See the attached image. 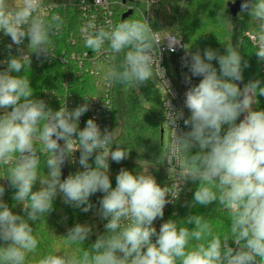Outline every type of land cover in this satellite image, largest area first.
<instances>
[{"label":"clouds","instance_id":"1","mask_svg":"<svg viewBox=\"0 0 264 264\" xmlns=\"http://www.w3.org/2000/svg\"><path fill=\"white\" fill-rule=\"evenodd\" d=\"M81 4L89 7L83 0ZM50 7L54 6H45L44 0H0V33L11 38L7 48L15 45L19 53L9 51L8 58L0 61L6 65L0 70V166H6L0 180L14 190L10 207L3 199L6 188L0 184V264H26L28 254L38 247L34 225L54 210L58 196L87 213L94 207L90 197L97 192L103 193L96 214L106 221L104 232L97 233L86 249L50 252L38 264H264V110L253 107L256 97L264 96V86L259 79L239 86L249 66L244 55L231 43L224 45L223 54L206 48L203 55L188 52L183 45V63L191 73L185 75L190 86L183 107L190 114L185 118L183 109L170 101L164 113L171 136L162 159L168 177L175 174V191L168 183H158L149 171L125 168L116 175L113 187L109 161L120 163L129 156L120 145L113 147L114 130L102 131L92 118L81 128L88 99L75 109L64 105L53 110L34 95L30 80L21 75L33 53L55 58L52 37L61 33L65 21L58 14H46ZM241 13L256 25L251 43L262 62L264 0H242ZM224 14L220 8L216 20L222 21ZM141 16L116 23L108 20L106 27L97 26L92 16L80 28L84 46L92 52H106L113 61L123 56L107 70L110 87H139L152 78L154 69L169 86L160 66V38ZM168 40L171 50L180 45V39ZM192 77L201 79L192 84ZM180 120L187 131L179 129ZM77 151L81 170L62 179V167L76 163ZM189 183L194 185L191 201H185L189 214L169 218L157 230L154 221L163 220L166 205L174 204ZM214 204L230 216L223 236L203 213L192 211ZM17 205L20 213L13 211ZM92 232L91 226L76 223L64 238L68 244L85 245Z\"/></svg>","mask_w":264,"mask_h":264},{"label":"trees","instance_id":"2","mask_svg":"<svg viewBox=\"0 0 264 264\" xmlns=\"http://www.w3.org/2000/svg\"><path fill=\"white\" fill-rule=\"evenodd\" d=\"M108 1L113 5L115 23L122 20V15L127 12L128 7L132 9L133 14L127 19H142L134 10L140 6L139 4L130 0L125 5H120L122 0ZM241 2L242 0H235V3L232 0H189L187 10L183 13L180 11L182 0H161L160 7L169 8L172 21L177 26L182 41L190 52L200 51L203 55L206 48H212L223 54L224 45L231 43L241 55H244V59L248 61L249 65L243 70L244 79L243 82H239V86L243 88L244 84L257 79L264 86V76L260 70L259 60L254 54L255 49L248 37L256 31V25L246 14L241 13ZM220 8L225 10L222 21L216 20L217 11ZM61 17L65 23L61 33L52 37V44L61 43L66 48L72 49L69 42L75 39L76 47L74 49L77 52H87L93 56L95 53L84 46V37L80 32V28L85 24L81 11L75 7L67 6L65 9H61ZM0 36L6 38L3 33H0ZM6 56L8 57L9 53ZM122 59L123 56L120 55L113 61L108 54V58L99 59L95 63V67L87 64L86 67L95 69L99 74L83 73L82 76L75 77L72 81L75 86L73 97L75 96L77 101H83L84 98H107L112 104L113 147L120 145L129 151L127 159L120 163L112 161L110 179L113 187L116 183L115 177L121 168L133 172L149 171L163 186L166 184V179L162 168L161 130L164 123L162 99L158 89L150 80L139 87L119 84L110 87L106 80L107 70L113 63L118 64ZM212 63L219 68L216 61ZM21 75L30 80L34 95L37 98L45 100L53 110H59L61 104L58 95L48 97L46 94L48 91L59 89L61 67L58 63L38 67L31 60V64L26 66ZM59 94L61 95L60 91ZM141 96L152 103L155 108L145 106L141 101ZM256 107L264 110V96L256 97ZM84 126L80 127L83 128ZM44 159L43 157L40 162L41 173L44 171ZM93 159H90V163L93 162ZM65 164L67 175L75 172L70 162ZM5 171L6 166L0 167V177L5 174ZM46 171L47 169H45ZM0 184H4L6 188L3 199L11 207L14 203L12 200L14 190L5 184V180H0ZM185 191V197L178 201L175 207L176 220L189 214L190 210L185 206V201H191L194 185L189 183L185 186ZM96 194L103 196V193L100 192ZM90 202L94 203L91 200ZM13 211L20 213V206L17 205ZM192 211L203 213L210 219L214 230L221 236L228 232L230 216L218 204L210 205L207 209L197 206ZM76 223L89 225L93 229L92 235L85 241V245L68 244L64 238L67 229ZM105 223L104 220L99 221L94 214L85 213L81 208L66 205L58 196L54 200V210L34 225L38 247L35 252L28 254L26 264H38L39 259L50 252H75L78 248H88L95 241L96 234L104 232Z\"/></svg>","mask_w":264,"mask_h":264},{"label":"built area","instance_id":"3","mask_svg":"<svg viewBox=\"0 0 264 264\" xmlns=\"http://www.w3.org/2000/svg\"><path fill=\"white\" fill-rule=\"evenodd\" d=\"M105 2L107 4V7H105ZM161 0H155L154 3H152V0H142V6L135 8L134 10L137 11V13L140 15L141 13L144 14V16L147 18L148 22L151 24L154 31H157L153 24V11L156 7H160ZM45 6L53 5L54 7L47 8L46 14H58L61 16V9H65L67 6L69 7H75L81 11V14L83 16V19L85 20V23L87 22V18H91L92 16H95V23L97 26H107V21L111 20L114 22V11L112 9L113 5L108 0H102L100 4H96V0H83V3L89 7H85L81 4V0H44ZM120 5H124L122 2ZM127 10H132L128 7ZM111 13L109 15L108 13ZM115 23V22H114ZM62 31V30H61ZM157 34L160 38V66L165 70V79L169 82V86L167 87L164 81L159 78V76L156 74L155 69L153 70V74L156 78V80L162 85L164 92H165V98L162 99V106L164 109V113H166L167 109L165 108V105L170 101L174 108L176 109H183L185 113V118L190 114L186 108L183 107V101L185 99V92L187 88L190 86L185 83V75H191L189 72V69L184 66L183 58L186 55V46L183 47L184 42L182 41L181 36L175 31L171 34H165V33H159L157 31ZM59 35V34H58ZM251 35L248 37L251 41ZM169 37H174L175 39H180V45H174V50L169 49ZM11 43V38L6 37L5 39L0 36V61L6 60L8 57L6 56L9 51H11V54L18 55L16 51V46L13 45V48L9 50L7 48V45ZM26 44V41H25ZM70 48H66L61 43L58 44H52L51 47L54 49L53 55L55 58H46L44 56L37 57L36 54H32L31 60L37 64L38 67H42L45 65H52V64H59L61 67V81L59 83V89L52 90L51 92H46L48 97H53L55 95H58V98L60 100L61 106L66 105L70 110L75 109L77 106L84 104L85 100L83 101H77L75 100V86L73 84V79L75 77H80L84 74H99L98 71H95L93 68L86 67L87 64H90V66L95 67V63L101 59V58H108V54L106 52H102L100 54L95 53L93 56H90L87 52H77L74 47H76V41L75 39H72L70 42ZM26 51V49H25ZM188 52H190L187 49ZM92 63V65H91ZM260 70L261 73L264 76V61H259ZM169 67H172L176 71V78L169 72ZM6 68V65L3 63H0V70H4ZM200 77H192V84H198ZM59 91L61 92V95L59 94ZM87 99V98H86ZM87 103L89 104V111H87L84 115L80 118V126H84L86 124V121L90 118L95 119L96 123L99 125L101 130L107 129L111 131L112 129V118H113V107L109 99H100L98 97L88 99ZM104 103L106 105H109L111 107V110L106 108ZM179 129L181 131H187L188 129L183 124V120L178 121ZM164 134L165 131L168 133V144L170 141L171 136V128L168 124V122L165 120L164 115V123L163 128ZM164 138V137H163ZM62 143V141H61ZM163 145V144H162ZM168 148V145H167ZM167 148L165 152L167 151ZM164 152V153H165ZM163 153V154H164ZM79 152L77 151L74 153V159L76 163L70 162L71 166L73 167L74 171L81 170L80 165L78 163L79 159ZM43 156L41 157V159ZM4 167V166H0ZM162 167L164 174L167 172V164H164V161L162 160ZM112 170V161H109V173ZM166 179V178H165ZM173 180H167L166 183H168V187L171 191H175L173 185ZM5 184L8 185V182L5 181ZM186 191L185 186L176 200L174 204H168L166 205L164 209V218L163 220L157 219L154 221V226L159 230V227L161 223L166 221L169 218L175 219L176 217H173L172 214L177 212L175 210V207L181 199L185 197ZM103 195V194H102ZM102 198L101 195L94 194L90 197V200L93 201L92 203L94 207L87 213L94 214L96 217H98V220L101 221V219L97 214L96 211L99 208V200ZM96 201V202H95ZM231 243V242H230ZM234 246V245H233Z\"/></svg>","mask_w":264,"mask_h":264},{"label":"rangeland","instance_id":"4","mask_svg":"<svg viewBox=\"0 0 264 264\" xmlns=\"http://www.w3.org/2000/svg\"><path fill=\"white\" fill-rule=\"evenodd\" d=\"M130 1H133V2H135V3H137V4L142 6V0H130ZM188 2H189V0H182V4H181V8H180L181 13H183V12H185L187 10ZM153 13H154V15H153V24H154L155 29L159 33H161V34L162 33L171 34V33L175 32V31H177L178 34H179L177 26L172 21L173 18H172L171 14H170V11H169L168 7L161 8V7L158 6V7H156L154 9ZM169 72L171 74H173V76L176 78L177 75H176V71H175L174 68L169 67ZM150 81L158 89L161 99H164L165 98L164 89H163L162 85L156 80L154 74H153L152 78L150 79ZM141 101H142V103L145 106L155 108L153 106V104L148 102L143 96H141ZM253 107L256 110H260L258 107H256V102L253 105ZM242 119H243V115H242ZM167 145H168V133H167V131H165L164 139H163V153L165 152V150L167 148ZM165 178L167 180H169V181L170 180H174L175 179V174L173 173L171 175V177L169 178L168 177V172H166L165 173Z\"/></svg>","mask_w":264,"mask_h":264},{"label":"water","instance_id":"5","mask_svg":"<svg viewBox=\"0 0 264 264\" xmlns=\"http://www.w3.org/2000/svg\"><path fill=\"white\" fill-rule=\"evenodd\" d=\"M128 0H122V3L125 5L127 3ZM133 14L132 10H127L126 13H124L122 15V20L123 19H127L128 17H130ZM164 137V130H161V143L163 144V138ZM62 177L66 178L67 177V171H66V164L62 167Z\"/></svg>","mask_w":264,"mask_h":264}]
</instances>
